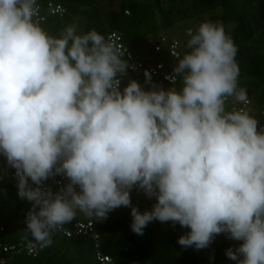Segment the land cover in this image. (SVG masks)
Instances as JSON below:
<instances>
[{"label": "clouds", "instance_id": "1", "mask_svg": "<svg viewBox=\"0 0 264 264\" xmlns=\"http://www.w3.org/2000/svg\"><path fill=\"white\" fill-rule=\"evenodd\" d=\"M38 12L37 0H0V156L30 202V250L78 214L103 221L126 207L138 236L170 222L187 229L181 248L224 235L238 242L224 251L234 264H264V126L226 107L248 101L223 26L189 30L170 86L145 72L146 88L122 86L126 50L75 25L50 35ZM55 177L63 182L53 191ZM133 190L154 200L150 209L132 205Z\"/></svg>", "mask_w": 264, "mask_h": 264}, {"label": "trees", "instance_id": "2", "mask_svg": "<svg viewBox=\"0 0 264 264\" xmlns=\"http://www.w3.org/2000/svg\"><path fill=\"white\" fill-rule=\"evenodd\" d=\"M54 2L65 9L62 16H48L42 28L50 35L59 36L68 25L79 32L95 30L106 38L110 31L120 32L124 45L136 59L154 54L149 37L162 29L161 36H171L168 31L180 21L198 16L199 25L211 22L222 25L234 40L238 51L239 86L247 91L255 115L264 108V3L263 0H41ZM127 12V14L125 13ZM209 12L207 20L200 17ZM233 25L230 28V25ZM176 39V38H175ZM186 41L179 42L181 55ZM155 42V41H154ZM138 82H142L141 77ZM141 84V83H140ZM170 85L163 86L165 88ZM179 87V84L176 85ZM254 115V116H255ZM14 170L0 156V223L3 233L0 240L14 244L29 242L24 236L25 213L30 202L17 197ZM132 205L143 212L150 209L154 200L141 196L131 197ZM98 232L100 250L113 264H234L224 251L236 243L225 240L211 248L195 250L181 248L177 238L187 229L178 224L156 222L145 228L142 236L130 229V209L120 207L103 221H93ZM4 261V262H3ZM0 264H100L96 260L93 242L88 238H67L56 233L50 245L38 248L35 257L21 253L10 256L0 252Z\"/></svg>", "mask_w": 264, "mask_h": 264}, {"label": "built area", "instance_id": "3", "mask_svg": "<svg viewBox=\"0 0 264 264\" xmlns=\"http://www.w3.org/2000/svg\"><path fill=\"white\" fill-rule=\"evenodd\" d=\"M37 5L39 8L37 19L41 27L42 23L46 21L48 16H62L65 13V9L63 8V6L54 2L49 1L44 3L41 0H37ZM125 13L127 14V12ZM106 40L111 42L116 48L120 49L121 51L126 50L123 59L127 60L129 68L127 69L126 75L122 79V86L124 83L127 82L128 79H134L138 81L141 77V85L147 88L149 85L145 83V72L150 74V78L153 83L159 84L161 86L170 85L169 80L165 79V77L169 73H171L172 67L181 55V47L177 39L170 38L168 35H164L160 36L155 42H153V53H158L160 55L164 54L166 56V59L161 57V59L159 60H155L154 57L150 56H147L141 60L134 58L132 53H130V50L124 45L120 32L116 30L108 32L106 35ZM247 101L248 102L246 104H240L232 99H229L227 101L226 107L228 110L246 111L249 115L258 120V127L264 126V108L258 110L259 114L255 115V111L251 101L248 99ZM56 181H61V178L55 177L54 179H50L49 181H47V184L52 187L53 191H55L59 186ZM132 196H141L146 198L142 193H139L136 190H133L131 192V197ZM156 222L157 221H153L149 223L147 228H151ZM2 233L3 227L0 223V235ZM58 234L63 235L67 238H88L93 242L94 254L98 263L113 264L112 259L108 255L103 254L100 250L99 236L95 227V223L93 222V220L85 217L84 215L78 214L70 224L64 225L63 230L58 232ZM225 240L228 239H226L224 235L216 236L211 245L208 247V249L211 248L212 244L219 243ZM0 252L7 254V256H17L21 253H25L27 256L35 257L38 255V248L30 250L29 242H18L14 244H8L0 240Z\"/></svg>", "mask_w": 264, "mask_h": 264}, {"label": "rangeland", "instance_id": "4", "mask_svg": "<svg viewBox=\"0 0 264 264\" xmlns=\"http://www.w3.org/2000/svg\"><path fill=\"white\" fill-rule=\"evenodd\" d=\"M209 15H210V13L207 12L205 14H202L200 17L207 20ZM198 18H199L198 16H192L190 19H188L186 21H180L172 29H170L168 31V33L171 36L175 37L179 42H184L185 40L188 39L187 33L189 32V30L194 31L199 26L200 21H198ZM232 26L233 25L231 24L230 28ZM164 33L165 32L162 29H160L157 33H155L149 37V41L150 42L156 41ZM161 57L166 59V56L164 54H162Z\"/></svg>", "mask_w": 264, "mask_h": 264}]
</instances>
